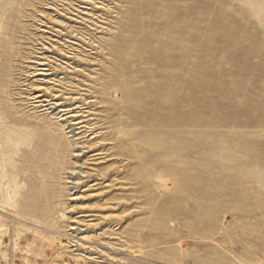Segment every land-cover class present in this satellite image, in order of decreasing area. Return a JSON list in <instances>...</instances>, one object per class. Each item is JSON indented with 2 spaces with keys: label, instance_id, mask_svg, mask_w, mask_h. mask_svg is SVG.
<instances>
[{
  "label": "rangeland",
  "instance_id": "rangeland-1",
  "mask_svg": "<svg viewBox=\"0 0 264 264\" xmlns=\"http://www.w3.org/2000/svg\"><path fill=\"white\" fill-rule=\"evenodd\" d=\"M0 204V264H264V0H0Z\"/></svg>",
  "mask_w": 264,
  "mask_h": 264
},
{
  "label": "bare ground",
  "instance_id": "bare-ground-1",
  "mask_svg": "<svg viewBox=\"0 0 264 264\" xmlns=\"http://www.w3.org/2000/svg\"><path fill=\"white\" fill-rule=\"evenodd\" d=\"M0 212L7 215L9 218H15L17 220V222H15L12 226H10L9 224H6V223H2V227H4L5 229H13V231L17 234V238H20L22 237V231H27V232H30V233H33L35 235H39V233H41V230H39V226H40V223L36 220H33L31 221L30 223L27 222V219L25 218H19L17 214H15V212H13L12 210L8 209L7 207L3 206L0 204ZM59 219L60 220H66V216L65 214H61L59 216ZM25 223L27 225H33V227H30V226H27L25 225ZM1 231H0V243H1ZM3 258L6 259V256L3 255Z\"/></svg>",
  "mask_w": 264,
  "mask_h": 264
}]
</instances>
